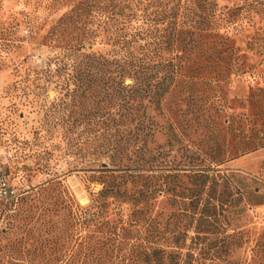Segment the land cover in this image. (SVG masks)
Masks as SVG:
<instances>
[{
    "label": "trees",
    "instance_id": "obj_1",
    "mask_svg": "<svg viewBox=\"0 0 264 264\" xmlns=\"http://www.w3.org/2000/svg\"><path fill=\"white\" fill-rule=\"evenodd\" d=\"M245 10L264 13V0H85L51 27L43 44L59 53L35 73L33 106L54 86L60 97L47 134L65 145L70 173L101 190L84 207L51 180L2 205L4 234L14 237L4 248L10 260L208 264L201 246L226 181L212 169L217 156L195 151L194 164L189 129L205 114L195 117L203 108L191 104L208 84L201 61H224ZM181 144L187 157L178 162L172 153Z\"/></svg>",
    "mask_w": 264,
    "mask_h": 264
},
{
    "label": "rangeland",
    "instance_id": "obj_2",
    "mask_svg": "<svg viewBox=\"0 0 264 264\" xmlns=\"http://www.w3.org/2000/svg\"><path fill=\"white\" fill-rule=\"evenodd\" d=\"M83 1L0 0V177L20 199L51 180L61 182L84 207L91 193L101 190L87 183L85 173H70L74 165L64 155L65 145L47 134L51 102L60 97L54 86L42 90L40 102L33 106L35 73L59 53L44 45V38ZM222 2L221 7L227 4ZM239 18L224 61H201L199 78L208 84L196 87L191 104L203 108L195 117L205 114L204 121L189 129L194 164H199L195 151L217 156L212 169L226 181L216 190L218 203L211 202L216 209L201 246L208 264H264V13L245 10ZM42 84L47 86L46 80ZM63 119L60 115L53 121ZM166 142V136L159 138V144ZM175 150L172 158L186 160L183 144ZM2 210L0 264H26L4 253L14 237L4 234L9 221ZM159 210L165 217L171 215L166 198L160 200Z\"/></svg>",
    "mask_w": 264,
    "mask_h": 264
},
{
    "label": "built area",
    "instance_id": "obj_3",
    "mask_svg": "<svg viewBox=\"0 0 264 264\" xmlns=\"http://www.w3.org/2000/svg\"><path fill=\"white\" fill-rule=\"evenodd\" d=\"M19 199L20 198L15 195V192L8 185L6 178L0 177V207H2V205L16 203Z\"/></svg>",
    "mask_w": 264,
    "mask_h": 264
}]
</instances>
